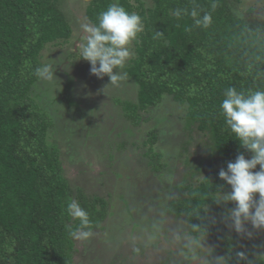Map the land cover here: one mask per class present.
I'll return each instance as SVG.
<instances>
[{
	"label": "trees",
	"instance_id": "1",
	"mask_svg": "<svg viewBox=\"0 0 264 264\" xmlns=\"http://www.w3.org/2000/svg\"><path fill=\"white\" fill-rule=\"evenodd\" d=\"M114 2L143 21V31L133 41L135 56L124 68L128 82L135 84L133 100L124 103L129 120L170 98L184 109L187 132L194 124L201 135L209 134L220 160L197 182H183L171 210L186 220L199 241L214 238L227 253L224 264H264V253L235 249L240 238L228 236L221 222L206 213L219 191H231L219 171L238 154L250 159L227 128L220 102L228 87L264 90V25L235 12L240 0H90L86 16L91 24ZM177 8L183 13L179 19ZM193 8L200 17L211 14L207 28L195 25ZM157 32L162 35L154 38ZM72 34L62 0H0V264H75L76 245L83 240L70 236L69 228L79 221L68 214L69 202L75 200L88 212L90 231L114 214L105 197L66 176L60 146L50 141L56 121L34 96L39 82L34 71L44 65L42 52ZM66 82L67 90L75 89V78ZM72 106L79 113L89 107H82V100ZM146 143L154 145L155 140L149 137Z\"/></svg>",
	"mask_w": 264,
	"mask_h": 264
},
{
	"label": "rangeland",
	"instance_id": "2",
	"mask_svg": "<svg viewBox=\"0 0 264 264\" xmlns=\"http://www.w3.org/2000/svg\"><path fill=\"white\" fill-rule=\"evenodd\" d=\"M89 1L62 0L73 34L42 52L43 64L53 66L55 77L39 79L34 95L56 121L50 141L60 146L66 176L73 184L84 182L86 191L113 205L108 222L91 231L83 244L77 243L75 264H215L217 257L227 253L219 250L212 236H203V246L190 251L185 245L196 236L186 220L170 208L183 182H197V176L220 163L213 141L209 134L194 130V124H189L192 129L187 132L186 113L170 98L129 120L124 103L133 100L135 84L128 77L118 86L111 85L107 75L98 78L91 74L90 63L79 59L76 52V45L84 43L83 25L91 24L86 16ZM235 5L240 17L264 25V0H240ZM132 51L134 57V43ZM71 77L75 89L67 90L66 80ZM47 82L52 85L48 87ZM81 100L82 107L89 106L83 113L72 109ZM72 111L80 118L75 119ZM149 137L154 145L146 143ZM234 207L232 202L215 201L206 207V213L221 222L228 236L240 238L235 249L264 253V229H254L246 222V231L237 233L230 219Z\"/></svg>",
	"mask_w": 264,
	"mask_h": 264
},
{
	"label": "clouds",
	"instance_id": "3",
	"mask_svg": "<svg viewBox=\"0 0 264 264\" xmlns=\"http://www.w3.org/2000/svg\"><path fill=\"white\" fill-rule=\"evenodd\" d=\"M212 8L216 7L215 2ZM182 10H174L176 18H181ZM196 26L207 28L212 22L210 13L200 17L193 8L190 12ZM143 31L142 17L136 12H128L119 3H111L102 11L95 24H84V43L76 45L79 59L90 63L91 74L98 78L107 75L110 84L118 86L127 78L123 71L126 63L132 58V43ZM162 33L157 32L154 38ZM34 74L41 80L51 81L55 77L53 66L44 64L35 68ZM220 114L235 140L242 148L252 153L251 158L238 154L235 161H229L227 168L219 171V177L231 187L230 192L219 191L216 202H232L235 207L230 210L232 227L237 233H244L245 223H251L254 229H264V90L238 91L228 87L220 102ZM259 166L258 171H254ZM68 214L79 223L69 228L70 236L77 240H87L92 232L89 229L88 212L75 200L67 205ZM194 227H198L195 226ZM249 236L252 233H247ZM180 239L179 235L175 237ZM200 245L197 238H191L185 245L194 252ZM241 259L245 254H237ZM193 259H196L193 255ZM224 258L217 257L215 264H223Z\"/></svg>",
	"mask_w": 264,
	"mask_h": 264
}]
</instances>
